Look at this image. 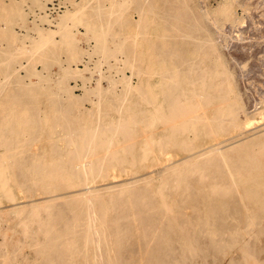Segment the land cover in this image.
Returning a JSON list of instances; mask_svg holds the SVG:
<instances>
[{
  "label": "bare ground",
  "instance_id": "1",
  "mask_svg": "<svg viewBox=\"0 0 264 264\" xmlns=\"http://www.w3.org/2000/svg\"><path fill=\"white\" fill-rule=\"evenodd\" d=\"M51 1L0 0V264H264V105L205 23L236 0Z\"/></svg>",
  "mask_w": 264,
  "mask_h": 264
},
{
  "label": "rangeland",
  "instance_id": "2",
  "mask_svg": "<svg viewBox=\"0 0 264 264\" xmlns=\"http://www.w3.org/2000/svg\"><path fill=\"white\" fill-rule=\"evenodd\" d=\"M54 1L56 4L58 1V4H60L58 6H63L61 5V3H64L66 0H57V1L52 0L51 2H47L46 3L47 11H48V6H50V4H52ZM219 1L222 3L223 0L222 1L203 0V2L201 1L202 4L200 0H197L196 4L198 7L200 6L199 7L200 9L202 7L204 8V10L205 8L213 9L217 7V5L220 3ZM236 1L238 4H236ZM236 1L235 2L233 1L234 3L233 16L235 18L234 23L225 22L226 24H222L223 28L225 27L223 29L222 26H220L222 32H216L220 27L216 29L217 27L213 24V20L210 22V20L206 18V20H209V22L205 21V23L208 24L207 26L208 29H210L209 31L210 32L213 31L211 32L212 38L214 39L216 45H218V48H220V52L226 60L228 70L231 76H233L232 77L233 83L235 82L234 85L236 84V86L234 87L236 92L238 91L240 93V94L238 93V96L239 95L241 96L240 99L242 100L244 113L246 111L245 114L247 116L250 115L252 116L257 111L260 110V107L262 105H264V0H236ZM197 2H199V5ZM65 7L66 6H63L64 9ZM203 8L201 10H203ZM24 10L28 15L25 23L27 25L21 24L22 25L21 26L20 23L16 24L17 26L15 25V31L17 32V34L26 35L27 33L28 35L31 36H37V31H34L31 28L42 27V29H47V28L48 29L51 28L52 30L54 29L53 23L42 20L43 18L40 17L42 15L38 14L37 9L34 8L33 10H30L28 6H25ZM62 11L64 10L62 9ZM62 11L58 12L57 14H60ZM55 16L56 15L50 14L49 17L50 20H52V18H54ZM35 24L38 26H36ZM23 26L24 27L26 26L30 29L27 28L24 29ZM221 29H219V31H221ZM79 31L81 33H84V31L81 28L79 29ZM83 42L84 41H82L83 44L82 46L85 47V42L84 43ZM23 64L24 66H26L25 62ZM103 67L105 70L103 69ZM103 67L101 66L102 69L101 71L104 70L106 72V70H108L106 69L108 68L107 65L104 64ZM37 68L38 70H40L39 66ZM58 70L59 69L57 65L52 66L50 71L52 72L51 73L52 77L55 78V76H57V73L59 72ZM93 72L95 75L93 74L91 82L92 84H95L98 78V75H96L98 72L96 70ZM22 75L23 76L25 75L24 71ZM32 81L33 82L36 81V78H32ZM106 83H107L106 80L103 79L102 84L106 86L107 85ZM77 84L80 85V82L78 81ZM70 85H74V82L70 81ZM80 93H81L80 91L78 90L76 91L77 95H79ZM248 113L250 114L248 115ZM255 119L257 120V116L254 117V120ZM258 119L260 121L255 120L257 123L253 127L257 126L259 128L260 127L264 128V120H262L264 119V116H259Z\"/></svg>",
  "mask_w": 264,
  "mask_h": 264
},
{
  "label": "built area",
  "instance_id": "3",
  "mask_svg": "<svg viewBox=\"0 0 264 264\" xmlns=\"http://www.w3.org/2000/svg\"><path fill=\"white\" fill-rule=\"evenodd\" d=\"M62 9L64 8L63 6H58V1H57V4L54 1L52 4H50V6H48V12L51 15H56L58 12L62 11Z\"/></svg>",
  "mask_w": 264,
  "mask_h": 264
}]
</instances>
